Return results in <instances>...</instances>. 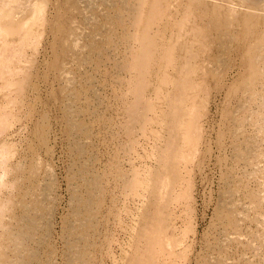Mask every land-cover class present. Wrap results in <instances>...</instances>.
<instances>
[{
    "label": "rangeland",
    "instance_id": "374dc122",
    "mask_svg": "<svg viewBox=\"0 0 264 264\" xmlns=\"http://www.w3.org/2000/svg\"><path fill=\"white\" fill-rule=\"evenodd\" d=\"M259 5L240 8L244 31L254 32L255 19H264V0ZM252 40L264 50L262 37ZM250 58L245 54L242 77L216 79L221 86L207 71L210 89L203 87L190 105L196 119L191 139L176 159V184L157 189L160 206L147 203L139 182L123 184L132 173L141 176L144 162L155 167L156 159L153 128L146 137L138 124L127 126L125 105L109 99L116 84L100 90L109 102L104 105L87 90L70 99L67 114L80 122L76 129L63 124L67 105H60L55 83L49 105L34 104V93L28 105H15L14 115L0 120V143L6 140L10 150L0 164V264H44L47 256L67 264L70 253L72 264H123L132 254L134 229L163 214L155 264H264V82ZM39 88L45 92L43 84ZM43 124L44 135L37 132ZM246 143L250 148L239 156ZM165 236L172 247L163 244Z\"/></svg>",
    "mask_w": 264,
    "mask_h": 264
},
{
    "label": "bare ground",
    "instance_id": "6f19581e",
    "mask_svg": "<svg viewBox=\"0 0 264 264\" xmlns=\"http://www.w3.org/2000/svg\"><path fill=\"white\" fill-rule=\"evenodd\" d=\"M215 1L0 0V120L14 115L15 105H28L30 93L35 94L34 104L49 105L50 84L55 83L60 105H67L63 124L76 129L80 122L67 114L73 110L70 99L87 90L93 101L104 105L109 102L100 90L116 84L118 91L109 99L125 105L127 126L138 124L146 137L148 127L153 128L156 159L155 167L148 168L144 162L141 176L132 173L123 184L132 187L139 182L135 186H140L137 189L147 203L160 206L157 189L164 183L176 184V159L181 145L191 139L189 131L196 119L190 105H196L194 100L203 87L210 89L207 71H213L215 80L231 73L242 77L245 54H250L258 79L264 82V50L252 40L255 36L264 39V19H255L254 32H246V18L240 10L260 9V0ZM58 41L59 47L55 46ZM202 56L206 63L200 60ZM152 73L156 76L148 81ZM42 84L45 92L40 91ZM215 84L223 85L219 80ZM44 96H49L47 101ZM44 124L37 129L43 135ZM7 125L8 121L3 127ZM5 146L7 141L2 139L1 165L10 153ZM72 146L81 149L76 140ZM249 148L248 143L243 145L239 156ZM166 219L163 214L134 229L132 254L123 264H155L158 233ZM87 243L92 244L90 237ZM163 244L172 247L173 241L165 236ZM73 258V253L68 254L67 264ZM44 264H53L50 256Z\"/></svg>",
    "mask_w": 264,
    "mask_h": 264
}]
</instances>
